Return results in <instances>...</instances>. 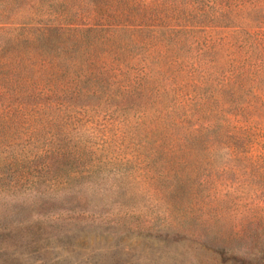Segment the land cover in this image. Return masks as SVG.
Segmentation results:
<instances>
[{
    "label": "rangeland",
    "instance_id": "374dc122",
    "mask_svg": "<svg viewBox=\"0 0 264 264\" xmlns=\"http://www.w3.org/2000/svg\"><path fill=\"white\" fill-rule=\"evenodd\" d=\"M54 23L102 32L62 54L40 31ZM261 250L264 0L13 6L0 264H254Z\"/></svg>",
    "mask_w": 264,
    "mask_h": 264
},
{
    "label": "trees",
    "instance_id": "16d2710c",
    "mask_svg": "<svg viewBox=\"0 0 264 264\" xmlns=\"http://www.w3.org/2000/svg\"><path fill=\"white\" fill-rule=\"evenodd\" d=\"M20 0H0V21H2L3 19L6 18L7 14H9V11L13 8V6H15ZM63 20H65L64 18H62ZM111 30H107V31H111V32H120V31H124L126 29L129 28H108ZM42 37L44 38V36H50L51 34H59L62 36V40H61V44L58 43V47L59 49L61 48V53H65V49L66 46L68 45V47H70V45H72L73 47H75L74 45H78L77 42L75 41L74 36H76V34H87V33H99L102 32L101 28L99 27H86V28H78V27H72L69 26V24H60V23H54V24H50L48 26H44L42 27V29H40ZM240 264H246L244 262V260H239ZM254 264H264V250L258 251V257L256 258Z\"/></svg>",
    "mask_w": 264,
    "mask_h": 264
}]
</instances>
